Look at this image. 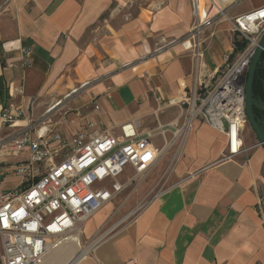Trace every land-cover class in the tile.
Wrapping results in <instances>:
<instances>
[{
  "label": "crops",
  "instance_id": "obj_1",
  "mask_svg": "<svg viewBox=\"0 0 264 264\" xmlns=\"http://www.w3.org/2000/svg\"><path fill=\"white\" fill-rule=\"evenodd\" d=\"M129 2L11 0L0 14V115L11 108L15 119L0 121V141L28 133L54 148L56 135L118 136V127L135 120L141 135H151L152 150L165 141L174 147L194 76L213 85L239 42L233 20L264 7V0H198L213 24L202 30L196 67L178 41L195 22L191 0H148L135 16L127 13ZM126 13L130 19L117 22ZM240 138L242 151L226 158L224 135L194 120L173 183L74 264H264V149L248 123ZM28 158L0 152V198L8 195L2 182L11 167ZM36 180L17 185L25 190ZM114 199L85 223L87 239L107 221Z\"/></svg>",
  "mask_w": 264,
  "mask_h": 264
},
{
  "label": "built area",
  "instance_id": "obj_2",
  "mask_svg": "<svg viewBox=\"0 0 264 264\" xmlns=\"http://www.w3.org/2000/svg\"><path fill=\"white\" fill-rule=\"evenodd\" d=\"M191 1L195 22L182 44L198 67L202 30L211 27L213 19L200 9L198 0ZM10 3L4 0L0 4V14ZM218 15L223 12L218 11ZM232 32L240 43L247 42L244 49L233 63L226 62L224 74L213 85L194 76L188 93L191 122L179 130L183 138L192 121L200 116L226 138V158L242 151L240 134L247 124L245 78L264 37V7L234 19ZM14 119L11 108L0 115L3 124L13 123ZM138 127L134 120L118 127V136L106 130L85 131L69 140L56 135L53 140L58 144L54 148L41 137L33 140L28 133L10 142L0 141V152L11 156L28 153L27 161L11 167L13 172L24 178L37 177L25 190L0 198V264H43L50 252L80 238L85 223L133 181L131 177L119 181L127 169L137 176L147 175L170 143L165 141L161 149L152 150L148 142L151 135H141ZM165 133L160 129L163 139ZM37 166L45 167V173L38 174ZM104 182L110 189L94 188Z\"/></svg>",
  "mask_w": 264,
  "mask_h": 264
},
{
  "label": "rangeland",
  "instance_id": "obj_3",
  "mask_svg": "<svg viewBox=\"0 0 264 264\" xmlns=\"http://www.w3.org/2000/svg\"><path fill=\"white\" fill-rule=\"evenodd\" d=\"M147 2L148 0H130V2L128 3V7L126 8L128 9L127 13H129L131 16H135V13L139 10V8H145ZM105 17H107V15ZM126 19H130V16H128V14L126 15V17H124L123 15L119 16L117 22L124 21ZM185 39L181 37L178 39V41L182 40L179 41L182 43ZM233 61L234 60H228L227 63L231 64L233 63ZM224 70L225 66L221 68L217 77L218 79L224 74ZM186 97L188 100L187 102H183L184 105H182L181 109V115H183L184 123L181 127H184V129H186L187 127L186 123L188 122L192 106L191 96L187 93ZM196 120L203 121L200 116H198ZM177 138L178 142L174 145V147L168 146V148L163 152L162 156L157 160L156 166L154 165V167L150 169L147 175L137 176L133 173L129 175V177H131L133 181L128 184L126 188L114 199L113 204L115 206L113 211L111 212V215H108L107 221L99 228L97 233L92 238L87 239L86 234H82L80 236L82 250L87 248L97 238V236L102 234L107 235L117 226H119L121 224V221L124 222L131 219L132 216L138 213L147 202L151 201L153 198H155L156 195H158L161 191H163L173 183L174 180H170V177L173 174L172 172H174L173 170L175 169V166L180 157V142L182 140V136H178ZM252 139L254 140V138ZM151 141L155 144L160 143V141L155 136L152 137ZM127 171H129V169H127ZM24 179L26 180V178H24L22 174H19L17 172H13L12 174L6 176L2 182L4 194H9L16 190L17 192H21L23 188L21 186H18L17 184L21 180H23L22 182H25ZM119 181H122V178H119ZM101 187L110 189L108 182H104L100 185H94V188ZM101 211L102 210H100L99 212ZM46 262L51 264H58L57 262H50L48 260Z\"/></svg>",
  "mask_w": 264,
  "mask_h": 264
},
{
  "label": "water",
  "instance_id": "obj_4",
  "mask_svg": "<svg viewBox=\"0 0 264 264\" xmlns=\"http://www.w3.org/2000/svg\"><path fill=\"white\" fill-rule=\"evenodd\" d=\"M264 53V37L258 44L254 57L250 63L245 78V115L248 126L253 132L257 144L264 149V126L262 127L258 123L256 115L254 114V108L260 109L264 112V106L259 104L253 97L252 86L254 80L255 70L261 55Z\"/></svg>",
  "mask_w": 264,
  "mask_h": 264
},
{
  "label": "bare ground",
  "instance_id": "obj_5",
  "mask_svg": "<svg viewBox=\"0 0 264 264\" xmlns=\"http://www.w3.org/2000/svg\"><path fill=\"white\" fill-rule=\"evenodd\" d=\"M190 122H191V117H189L187 125ZM103 236L104 235L96 238L84 250H82V248H81L80 238H78L74 241H71L69 243H66L63 246H61L59 249L53 250L52 252H50V254L48 255V258L46 257V259L44 260V264H51V263H47L46 262L47 260L50 262H57L58 264H74V263L78 262L79 260L88 256L89 252L103 238ZM49 256H50V258H49Z\"/></svg>",
  "mask_w": 264,
  "mask_h": 264
},
{
  "label": "trees",
  "instance_id": "obj_6",
  "mask_svg": "<svg viewBox=\"0 0 264 264\" xmlns=\"http://www.w3.org/2000/svg\"><path fill=\"white\" fill-rule=\"evenodd\" d=\"M246 43L247 42L245 41L240 43L236 41V38L234 39L235 48L231 60L237 53H240L244 49ZM252 92H253V97L256 101L258 102L264 101V53L261 55L255 70ZM256 111L257 109L254 108L255 115H256Z\"/></svg>",
  "mask_w": 264,
  "mask_h": 264
},
{
  "label": "flooded vegetation",
  "instance_id": "obj_7",
  "mask_svg": "<svg viewBox=\"0 0 264 264\" xmlns=\"http://www.w3.org/2000/svg\"><path fill=\"white\" fill-rule=\"evenodd\" d=\"M258 103L264 106V101H261ZM256 118H257L258 123H260V125L263 127L264 126V112L262 110L257 109Z\"/></svg>",
  "mask_w": 264,
  "mask_h": 264
}]
</instances>
